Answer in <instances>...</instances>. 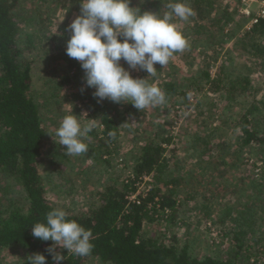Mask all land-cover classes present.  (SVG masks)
Returning a JSON list of instances; mask_svg holds the SVG:
<instances>
[{"label": "rangeland", "instance_id": "obj_1", "mask_svg": "<svg viewBox=\"0 0 264 264\" xmlns=\"http://www.w3.org/2000/svg\"><path fill=\"white\" fill-rule=\"evenodd\" d=\"M77 1L20 0L18 8V13L26 20L25 24H22L23 33L36 35L31 43L26 42L22 35L19 43L24 57L34 61L31 69L33 92L37 101L42 104L40 115L45 128L43 155L39 166L46 195L51 204L76 214L97 206L99 204L97 193L105 185L119 184L133 176V163L140 155L143 142L147 139H155L159 143L167 136L171 137L177 151L168 159L169 167L163 181H168L175 176L186 180L187 176V180L188 178L191 180L188 181L187 187L193 183L196 191L209 198L208 210L212 209V215L216 218L218 216L220 218L221 215V218H224L230 211L235 214L250 196L249 203L255 204L254 209L250 211L253 213L255 211L256 224L250 225L251 230H245L248 233L243 239L245 244L249 243L247 241L249 238L264 240L262 211L264 210V162L259 159L264 157V153L258 147L249 150L239 145L237 143L238 128L233 124L234 120L240 118L244 113L242 111H245L254 100L264 99V67L258 66L257 62L245 55L240 44V42L243 43L241 36L244 29L237 31L232 38L225 37L236 22L230 21L228 27L224 29L229 32L226 31L227 33L221 35L215 34L216 25L209 23L210 18L215 17V14L235 8L236 1L201 0V5H196L197 1L181 0L195 12V15L187 21L173 18V23L187 39L189 47L183 52L174 54L168 65L164 67L159 64L154 65L158 71L156 77H147V73L139 68L128 69L127 64L123 60L120 61L133 78L147 77L148 83L157 87L168 80V83L174 84L179 90L192 93L194 109L193 107L183 108L173 98L163 105L139 111L131 104H116L107 99L98 102L96 98V103L106 106L105 110L108 109L113 117H116L121 129V138L116 141L115 146L107 148L112 150L110 165L103 162L106 159L105 156L99 159L101 151L106 150H100L99 146L107 147L106 141H96L90 137L84 140L88 144V153L71 156L64 152L65 146L60 145L59 138L56 136V130L63 117L70 113L78 117L82 126L93 122L98 123L97 119L88 114V108L81 105L83 92L91 93L85 86L84 77L79 82L80 88L59 89L57 80L59 61L54 60L57 55L54 46L59 41L48 36L52 34L56 37L53 32L58 33L57 30H59L57 35L61 36L60 28L65 27L66 30L68 25L81 14ZM208 2L213 4L212 9H205ZM166 6L165 0H132L130 3V7L139 8L142 12H158L161 16L168 11ZM251 9L255 12L258 5L253 4ZM41 18L45 19L42 23L38 22ZM31 19H33L31 22H27ZM246 26L245 23L244 28ZM200 27H204L200 33L206 34V38L214 35L210 42H204L205 36L201 34L195 38H193L194 35L188 38L187 35L190 32H195ZM66 33L70 35L69 31ZM220 69H225V73L240 72L249 76L252 79L251 85L255 88L254 97L240 98L227 103L223 99L210 98L211 96L205 91L201 93L197 90L204 80L201 76L202 72L206 71L211 77H216ZM93 92L92 89L91 94ZM259 113L261 115L257 114L258 119L253 116L251 118L255 121L253 124L257 131L264 135V111ZM225 122L227 124H224ZM204 124H206L205 132L208 137V151L202 154V158H197L196 154L190 150L189 142L194 135H204ZM224 152L228 154L227 157L224 156ZM199 159L201 160L200 172L195 164ZM201 174L205 176V179ZM199 177L202 181L194 183L193 181ZM153 185H155L154 181ZM157 186L162 187L161 184ZM164 191H166L165 188ZM8 196L14 204L23 206L25 203L24 195L18 187L12 188ZM199 198L198 202L201 200ZM6 200L4 196L2 203ZM226 223L229 226L230 223L227 220ZM223 227L224 225L217 224L212 219L203 218L193 203L189 204V209H181L174 225L170 226L167 220L162 219L155 224L146 223L142 231L145 237H153L165 243H169L170 238L175 236L178 248L186 246L195 255L209 254L221 258L224 255L232 256L234 253L232 245L234 242H231L233 237L226 236L227 232ZM228 230L230 231L231 228ZM253 240L251 239L250 242L253 243ZM55 250L60 251L58 247ZM23 254L24 251L19 248L3 250L0 253V264H19ZM241 254L244 252L242 251ZM251 254L249 264L255 260V252L252 251ZM86 264L99 263L94 261ZM256 264H264V255L258 257Z\"/></svg>", "mask_w": 264, "mask_h": 264}, {"label": "trees", "instance_id": "obj_2", "mask_svg": "<svg viewBox=\"0 0 264 264\" xmlns=\"http://www.w3.org/2000/svg\"><path fill=\"white\" fill-rule=\"evenodd\" d=\"M165 1L167 4L170 2ZM194 1H197L196 5H201V0ZM235 1V8L215 14L216 16L210 18L209 23L216 25L215 34L221 35L229 32L224 29L228 27L230 21L236 22L226 34L225 37L228 38H232L237 31H242L246 23V27L249 28L243 30L241 36L243 43L240 42V44L249 59L257 62L258 66L264 67V19L252 23L250 19L239 14L241 0ZM19 2L20 0H0V253L6 249L19 248L24 251L23 259L19 264H28L27 258L36 253L45 255L48 264H53L51 255L46 251L52 242H41L31 234V226L37 222H45L47 212L56 207L51 204L46 195L39 166L43 155L45 128L40 115L42 104L37 101L33 92L31 69L34 61L24 57L19 43L22 35L29 43L36 35L23 33L22 24H25L26 20L18 13ZM76 4L80 7V0ZM212 8L213 4L209 2L205 6V9ZM44 18L39 19L38 22L42 23L46 19ZM203 28L190 32L187 35L188 38L192 35H194L193 38L199 36ZM57 32L59 33V30ZM65 32H67L65 27H61V36L54 32L56 37L48 34L49 37L59 41V45L54 46L57 51L54 60L59 61L58 86L59 89L80 88L79 82L82 77L85 78V73L80 64L65 53L70 36ZM206 37L203 39L208 43L214 35ZM201 76L204 80L197 90L201 93L205 91L211 96L210 98L223 99L229 103L240 98L254 97L255 88L251 85L252 79L240 72L231 74L225 73V69H220L216 77H211L206 71L202 72ZM159 86L166 94V102L173 98L183 108L193 107L192 93L179 90L174 84L168 83V80ZM89 91L92 93V89L89 88ZM91 93L86 94L85 91L81 95V105L88 108L90 112L88 114L92 118L98 120L93 131L88 135L96 141L104 140L108 143L107 147L99 146L100 150L106 149L101 151L99 159L105 156L106 159L103 162L110 165L112 150L107 148L115 146L116 141L121 138L120 125L116 117H113L108 109L105 110L106 106L96 103V98H92ZM178 98L180 100H177ZM262 111H264V99L254 100L245 111H242L244 113L240 118L232 122L238 128L237 143L239 145L249 150L258 147L264 153V135L257 131L253 124L255 121L251 118L253 116L258 119L261 115L259 112ZM205 125L204 135H194L189 142L190 150L196 154L197 158H202V154L208 151ZM109 132H113L114 136H109ZM173 144L171 137L167 136L159 143L155 139L145 140L140 147L139 157L133 163L132 177H128L119 184L105 185L97 193L99 200L97 206L80 214L67 212L68 219L75 220L85 229L92 231L94 248L89 255L83 257L75 256L59 248V252L66 256L63 264H86L94 261L99 264H249L252 251L255 252V260L252 264H256L258 257L264 255L263 238L257 240L249 238L248 244H245L243 239L248 233L245 230H251L250 225L256 224L255 211L254 213L250 211L254 209L255 204L249 203L250 196L246 198L247 202L245 201L242 206L243 209L239 207L235 214L230 211L224 218H221L222 215L220 218L218 216L219 219L213 216L212 209L208 210L209 198L196 191L193 183L187 187L188 181H191L189 178L187 180V176L186 180L175 176L168 181H163L169 167L168 159L177 151ZM223 154L225 157L228 156L226 152ZM259 159L264 162V157ZM199 163L201 160H196L198 172L201 171ZM143 176L151 177L155 185L145 196H138V203H130L127 197L136 192L135 184ZM201 181L199 177L193 182ZM159 184L162 187H158ZM14 187L20 188L24 195L23 206L14 204L8 196V192ZM4 196L7 200L2 203ZM198 198L201 199L200 202L197 201ZM193 203L203 218L212 219L217 224L224 225V231L227 232L225 235L233 237L232 256L224 255L216 258L209 254L195 255L186 246L178 248L175 236L170 238L169 243H165L143 235L142 230L146 223L155 224L163 219L167 220L170 226L174 225L181 209H189V204ZM262 211L264 213V210ZM226 220L230 223L229 226ZM231 224L234 226H230ZM226 227L231 230L229 231L228 228L226 230ZM251 239L253 243L250 242ZM242 251L244 254H241Z\"/></svg>", "mask_w": 264, "mask_h": 264}, {"label": "clouds", "instance_id": "obj_3", "mask_svg": "<svg viewBox=\"0 0 264 264\" xmlns=\"http://www.w3.org/2000/svg\"><path fill=\"white\" fill-rule=\"evenodd\" d=\"M166 7L168 11L161 16L130 7V0H80L81 14L66 29L70 36L65 53L80 64L85 86L94 89L98 102L107 99L116 104L127 103L138 111L166 103L164 91L149 84L147 77L157 76L154 65H168L174 54L189 47L173 18L187 21L195 15L181 0H171ZM121 60L128 69L145 71L147 77L133 78ZM94 127V122L82 126L78 117L70 113L63 117L56 136L66 154L86 155L89 149L84 140L90 138L88 134ZM31 234L41 242H52L46 251L53 264H63L66 258L55 250L57 247L80 257L89 255L94 248L92 231L68 219L62 208L47 212L45 222L31 226ZM27 261L48 264L45 255L39 253L30 255Z\"/></svg>", "mask_w": 264, "mask_h": 264}, {"label": "built area", "instance_id": "obj_4", "mask_svg": "<svg viewBox=\"0 0 264 264\" xmlns=\"http://www.w3.org/2000/svg\"><path fill=\"white\" fill-rule=\"evenodd\" d=\"M253 4H258V9L255 12L251 9ZM239 14L250 19L252 23H256L259 19H264V0H241ZM135 185H137L136 192L127 197L130 203H138V196H145L154 187L153 179L149 176H143ZM144 185L147 186L144 187Z\"/></svg>", "mask_w": 264, "mask_h": 264}, {"label": "crops", "instance_id": "obj_5", "mask_svg": "<svg viewBox=\"0 0 264 264\" xmlns=\"http://www.w3.org/2000/svg\"><path fill=\"white\" fill-rule=\"evenodd\" d=\"M258 5V4H257ZM248 20V19H247ZM249 21V20H248ZM247 25V24H246ZM247 28V27H246ZM244 30H245V28H244Z\"/></svg>", "mask_w": 264, "mask_h": 264}]
</instances>
